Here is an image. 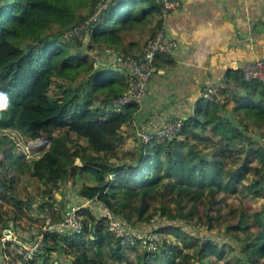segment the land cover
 Segmentation results:
<instances>
[{
	"label": "trees",
	"instance_id": "trees-1",
	"mask_svg": "<svg viewBox=\"0 0 264 264\" xmlns=\"http://www.w3.org/2000/svg\"><path fill=\"white\" fill-rule=\"evenodd\" d=\"M96 1L0 0V91L7 94L9 103L0 111L1 226L16 227L33 206L29 192L16 193L17 177L32 182L43 198L42 208L57 203L54 191L74 176L83 200L97 195L121 225L143 238L125 242L111 235L102 214L93 210L96 206L91 210L82 207L81 231L45 233L35 264H46L55 252L67 254L68 264H211L212 260L218 264L222 258H231L232 264H264L261 81L244 80L241 69L228 70L226 78L239 85L228 100L240 112L236 118L220 114L226 103L200 98L195 115L183 120L178 135L140 140L134 160L125 161V153H120L123 131L136 104L116 109L113 100L126 87L124 72L114 67L92 69L85 50L112 47L119 38L118 25L141 18L147 11L134 18L132 6L114 0L89 30L87 43L83 36L63 38L62 30L84 22ZM141 1L158 8L155 0ZM53 24L59 29L51 31ZM160 27L159 20L153 31ZM5 49L11 55H2ZM85 115L91 124H98V132L96 138L81 143L75 126L77 118ZM204 133L218 137L208 152L191 142ZM44 134L40 154H34L30 144L27 151L21 149L22 137ZM7 142L12 143L8 149ZM241 154L246 157L240 158ZM250 154L259 162L252 174ZM76 158L80 164L74 163ZM217 193L250 195L262 201V208L248 211L244 206L228 205L220 229L222 211L208 209L217 201ZM201 204L203 215L197 217ZM156 217L166 223L153 221ZM175 222L202 224L207 235H195ZM212 227L219 233H209ZM149 235L155 238L150 240ZM15 258L11 256L10 264ZM34 261L21 260L22 264Z\"/></svg>",
	"mask_w": 264,
	"mask_h": 264
},
{
	"label": "crops",
	"instance_id": "crops-1",
	"mask_svg": "<svg viewBox=\"0 0 264 264\" xmlns=\"http://www.w3.org/2000/svg\"><path fill=\"white\" fill-rule=\"evenodd\" d=\"M176 1V7L163 13L157 2L158 8L151 9L150 4L145 1L132 3L131 0H120L119 3H127L133 7L134 18L144 10L147 13L141 18L127 21L123 26L119 24V38L114 40L112 47L106 48L102 45L95 46L93 50H85L90 57V52H99L98 68L113 67L112 60L118 50L133 54L142 51L146 39L152 34L159 20L166 35L175 41L170 53L155 55L153 73L148 80L142 101L136 105L132 120L123 131L124 143L120 153H125V161L134 160L133 152L137 142H141L136 130L152 131L169 120L183 121L189 116H194L201 98V89L207 83L226 78L225 73L228 70H240L245 63L264 57V0ZM136 7H139V10ZM233 105L232 100L228 101L223 110L219 111L220 114L228 116L229 112L231 118H236L240 112L233 110ZM206 134L191 140L198 143L203 152L212 150L215 145L212 140L218 141L217 135ZM186 148L187 145L184 146V149ZM74 163L80 164V160L76 158ZM69 179L61 183L53 193L54 201L57 206L60 205L56 216H61L66 209L78 203H82L89 210L98 206L83 200L77 192L78 181L74 176ZM17 180H20V177H17ZM26 190L33 199L31 211L27 213L30 222L23 218L14 227V231L18 237L31 238L37 229L35 225L40 224L36 215L41 209L43 198L31 184L29 187L26 185ZM5 208L9 209L10 206L6 204ZM70 249L71 247L67 246V250ZM36 260L32 264H35ZM50 260L51 264H68L71 261L67 254L60 252L51 254L46 264ZM2 262L3 250L0 243V264ZM13 264L22 262L15 258Z\"/></svg>",
	"mask_w": 264,
	"mask_h": 264
},
{
	"label": "built area",
	"instance_id": "built-area-1",
	"mask_svg": "<svg viewBox=\"0 0 264 264\" xmlns=\"http://www.w3.org/2000/svg\"><path fill=\"white\" fill-rule=\"evenodd\" d=\"M114 0H97L93 9L84 22L68 26L62 30V37L67 39L73 36L87 35L100 15L104 13L107 7ZM161 4L163 13L177 6L176 0H155ZM175 46V41L168 37L162 27L156 28L146 39L142 51L139 54H133L128 51L118 50L113 57V67L120 69L125 74V89L116 96L113 104L117 110L122 111V107L128 103L140 104L147 88L149 78L153 73V59L158 53L168 54ZM92 69L100 65V54L98 51L90 52ZM243 79L249 81L258 79L263 85L264 92V62L257 59L253 62L245 63L242 68ZM239 85L231 79L221 78L207 83L200 93L204 100H216L220 103H227L228 100L237 93ZM183 121L180 119L169 120L152 131L136 130V135L144 143L151 139L161 140L171 138L179 134ZM87 201L98 204L102 207L103 223L107 231L115 236L121 237L125 242H133L136 238H143V235L128 231L121 225L111 209L101 202L97 195ZM84 207L82 203L75 204L63 212L61 216H56L58 207L56 204L44 206L40 213L36 215V220L40 227L35 229L31 238L18 237L12 224L3 225L0 228V243L3 250V262L1 264H10L11 256L15 255L23 261L36 260L42 249V239L45 233L59 231L61 233H78L84 226L83 217L79 213ZM153 240L154 235L147 236ZM14 263V261H13Z\"/></svg>",
	"mask_w": 264,
	"mask_h": 264
},
{
	"label": "rangeland",
	"instance_id": "rangeland-1",
	"mask_svg": "<svg viewBox=\"0 0 264 264\" xmlns=\"http://www.w3.org/2000/svg\"><path fill=\"white\" fill-rule=\"evenodd\" d=\"M139 4L140 3L138 2V5ZM136 9L139 10V7H136ZM83 11L84 10H82V12ZM57 29H59L57 24H53L51 26V31L57 30ZM87 40H88L87 35H83V43L84 44ZM1 54L7 55V56L11 55L7 49L2 50ZM233 110H234V105H233ZM227 114L231 118L230 113L228 112ZM77 119H78V122L76 123L75 130H78L81 133V136L79 137V141L82 143V142L89 141L91 139L96 138L95 136L98 132V124L97 125L91 124L90 120L87 118L86 115L82 116L80 118H77ZM91 125H93V126H91ZM70 132H72V131L70 130ZM42 139H45V134L41 138L37 137V138L32 139L29 137H22L21 138V147H22L21 149L23 151H25V150L27 151L28 148L31 147V149L34 151V154H40L41 150L38 149V146L41 144ZM22 141H23V143H22ZM27 143H30L29 147H27ZM6 146H7V148H10L12 146V143L8 142L6 144ZM121 150H122V148H120V151ZM245 157H246L245 154L240 155V158H245ZM248 158L251 161V164H250L251 169L249 172H250V174H252L253 166L257 165L259 162L252 154L248 155ZM250 176L251 175H249L248 177H250ZM30 184H32V182L27 181V179H25V178L18 180V183H17L18 188L16 190V193L21 194L20 191L26 190V185L29 187ZM215 197L217 198V201L214 202L213 204H209L208 209L211 212H214V210L216 208H219L222 211L223 218L220 222L221 223L220 229H222V225L224 222L223 221L224 215H227L226 211L228 210L229 206L236 207V208H239L240 206H244L247 208L248 211L260 210L262 208V201L260 199L251 198L250 195H247V196H245V195L241 196L240 194L223 195L221 193H217V194H215ZM203 204L207 205L206 200L203 202ZM203 204L199 205L198 212L196 213L197 217H200V216L202 217V215H203ZM93 210H95L97 215H101L103 213L102 207H100L99 205L96 206V208ZM26 221L30 222V219L27 218ZM153 221H157L158 224L166 223L160 217H156ZM176 223H179L186 231H190L191 233H193L195 235H201V236L207 235V232H206L207 230L202 224H197V223L194 224L193 222H190V223L175 222V224ZM35 227L38 229L40 227V224L39 225L37 224V226L35 225ZM210 230L211 231L209 233H214V234L219 233V230H217V227H212ZM130 253H132V252H130ZM48 264H51V260L48 262ZM211 264H215L213 260L211 261ZM218 264H232V259L231 258H222L221 260H219Z\"/></svg>",
	"mask_w": 264,
	"mask_h": 264
},
{
	"label": "clouds",
	"instance_id": "clouds-1",
	"mask_svg": "<svg viewBox=\"0 0 264 264\" xmlns=\"http://www.w3.org/2000/svg\"><path fill=\"white\" fill-rule=\"evenodd\" d=\"M9 107V103H8V96L5 92L0 91V111H4ZM21 140V139H20ZM20 140L18 139V144L20 143ZM30 144V143H27ZM28 147V145H27ZM57 205V203H54ZM58 207V206H57ZM42 209V208H41ZM40 212V211H39Z\"/></svg>",
	"mask_w": 264,
	"mask_h": 264
},
{
	"label": "water",
	"instance_id": "water-1",
	"mask_svg": "<svg viewBox=\"0 0 264 264\" xmlns=\"http://www.w3.org/2000/svg\"><path fill=\"white\" fill-rule=\"evenodd\" d=\"M39 211H41V209Z\"/></svg>",
	"mask_w": 264,
	"mask_h": 264
}]
</instances>
